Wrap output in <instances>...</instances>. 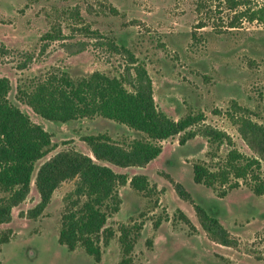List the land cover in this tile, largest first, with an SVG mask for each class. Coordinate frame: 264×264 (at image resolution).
<instances>
[{
	"label": "rangeland",
	"instance_id": "rangeland-1",
	"mask_svg": "<svg viewBox=\"0 0 264 264\" xmlns=\"http://www.w3.org/2000/svg\"><path fill=\"white\" fill-rule=\"evenodd\" d=\"M249 7L263 10V20L249 22L212 0H0V77L10 82L8 99L50 133L55 146L35 163L27 197L12 209L10 222L0 225V238L9 239L0 244V264H120V226L131 230L127 264H264V196L240 181L218 197L216 190L193 182L192 170L198 162L216 168L230 150L204 136L212 129L225 133L241 154L258 159L264 177V153L255 141L242 138L228 115L236 103L264 128V0H251ZM46 33L57 39H43ZM139 67L151 79L160 112L173 120L201 113L204 121L184 145L178 143L182 134L163 141L161 153L145 166L121 168L95 160L128 179L146 176L149 183L143 192L128 183L118 186L120 209L106 223L114 235L107 245L101 241V260L95 262L81 248L68 251L58 243L64 198L75 180L54 191L39 217L28 216L39 203L37 171L65 151L93 158L83 136L105 134L118 144L139 136L100 117L47 121L18 100V89L29 90L48 74L64 71L73 78L94 72L121 78L132 91ZM196 206L218 220L232 246L210 238Z\"/></svg>",
	"mask_w": 264,
	"mask_h": 264
},
{
	"label": "trees",
	"instance_id": "trees-1",
	"mask_svg": "<svg viewBox=\"0 0 264 264\" xmlns=\"http://www.w3.org/2000/svg\"><path fill=\"white\" fill-rule=\"evenodd\" d=\"M212 1L224 3L228 10L239 13L249 22L263 20V10H250L251 0ZM43 39L55 40L57 37L46 33ZM9 91V80L0 77V193L3 194L0 197V225L10 222L12 209L27 197L35 163L55 149L52 135L33 124L9 101ZM18 100L47 121L67 123L100 117L125 126L139 136L123 144L112 141L105 134L83 136L81 141L90 148L93 158L74 150L65 151L54 155L37 171L34 185L39 203L28 216L39 217L49 205L54 191L62 183L75 180V189L64 198L68 203L61 217L58 243L68 251L81 248L95 262L101 260V241L107 245L114 235L106 223L120 209L118 186L128 183L133 190L143 192L149 185L146 176L128 179L109 167L98 165L95 160L121 168L145 166L161 153L163 141L182 134L178 143L184 145L196 136L193 129L204 121L201 113L173 120L160 112L154 102L151 79L142 67L136 70L132 91L127 89L125 80L100 72L73 78L67 72L56 71L34 82L29 90L19 88ZM231 111L229 119L237 126L238 133L244 140L255 141L264 153V128L252 121L248 111L236 103L231 106ZM204 136L215 144L225 143L230 150L223 164L216 168L203 162L193 164V182L216 190L221 198L238 188L240 181L254 195L264 196L260 161L234 149L232 140L223 132L207 129ZM175 189L181 198L189 197L180 184H176ZM195 212L213 241L223 246L233 245L228 232L216 218L198 206ZM181 217L190 223L185 215L181 214ZM119 233L118 242L124 257L120 264H127L133 249L131 230L120 226ZM8 240L7 236L1 237L0 244Z\"/></svg>",
	"mask_w": 264,
	"mask_h": 264
}]
</instances>
